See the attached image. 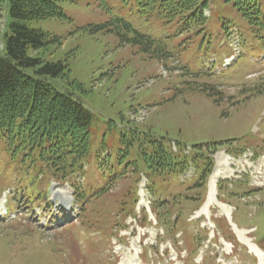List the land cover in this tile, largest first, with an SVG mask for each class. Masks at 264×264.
<instances>
[{
  "label": "rangeland",
  "instance_id": "1",
  "mask_svg": "<svg viewBox=\"0 0 264 264\" xmlns=\"http://www.w3.org/2000/svg\"><path fill=\"white\" fill-rule=\"evenodd\" d=\"M207 1L204 15H209L204 23L186 30L177 20L168 24L142 21L134 14L136 6L132 0L126 4L122 0H59L57 5L62 16L30 20L27 24L42 30L50 39L58 38L47 43L40 55L47 61L67 63V76L73 83L69 89L96 119V143L103 136L118 138L121 133L129 134L131 127L140 131L139 136L148 134V139L170 140L187 146L219 143L203 150L214 161L212 172L218 169L220 173L210 205L200 211L207 198L210 178L204 191L202 188L185 189L197 178L192 168L181 177H171L174 183L170 186L160 184L153 196L147 186L150 177L154 179L153 175L139 168L131 172L129 168L121 176L126 178L118 180L107 194L90 200L87 209L95 206L94 212L85 211L84 218L80 219L78 208L74 206V210L64 214L65 218H73L74 224L61 230L58 225L65 219L60 210L66 207L57 206L47 197L51 203L49 206L45 203V208L56 212L50 220L46 215H36L38 209L36 205L33 209L30 203L28 208L32 211L27 217L24 214L27 207L19 203L17 210L6 219L10 221L17 216L18 220L25 218L27 223L13 228L5 219L0 220L3 222L0 223V264H70L68 256L71 264H143L140 261L144 255L142 248L151 245L154 250L148 254L154 258L148 259L147 264H208L202 259L208 254L213 264H264V258L249 250L238 237L244 236L249 243L264 250V90L257 92L250 88L264 83V63L258 62L264 54V38L255 37L231 1ZM258 2L264 12V0ZM113 16L125 18L143 33L165 38L172 57L164 61L149 59L134 44L121 41L115 23L100 29L95 27L109 22ZM4 22L5 14L0 12V34ZM233 36L241 40V55L229 68L221 69L223 58L236 48L237 39L233 41L234 48L231 46ZM201 84L216 85L220 93L209 96L200 90ZM225 140L228 142L224 143ZM170 146L174 151L176 145L171 142ZM227 146L244 149L238 151L239 154H228ZM185 149L187 156L192 155L189 148ZM111 152H104L101 160L108 153L112 155ZM202 159L198 158L197 162ZM102 163L106 166L105 161ZM92 167H98L97 162L84 166L88 190L99 183L94 179ZM79 179L83 182L82 176ZM56 192L71 194L66 184L57 182L51 184L49 195ZM4 193L0 196V208L5 201ZM178 194L200 196V201L183 209L186 224H189L186 237L205 228L209 231L205 240L209 241L213 235L217 239L205 243L204 249L193 259L188 258L185 237H179L181 231L174 240L172 236L165 237L162 228L147 224L156 221L149 208L153 198L171 200ZM131 205L136 214L130 212L123 227L111 225L108 218L116 214L113 220L118 223ZM143 213L147 214V222ZM175 215L173 213L171 218ZM90 218L104 236L110 231L106 226L109 225L124 242L113 237L103 243L106 245L101 243L102 247L90 249L91 243L85 242L89 235L82 236L84 228L81 226L82 221ZM214 219L219 220L218 229ZM44 222L50 227L37 226ZM26 233L28 236L24 238ZM227 234H231L239 246L233 241L230 243V238L225 237ZM90 236L100 242L98 233ZM243 245L245 251L241 250Z\"/></svg>",
  "mask_w": 264,
  "mask_h": 264
},
{
  "label": "trees",
  "instance_id": "2",
  "mask_svg": "<svg viewBox=\"0 0 264 264\" xmlns=\"http://www.w3.org/2000/svg\"><path fill=\"white\" fill-rule=\"evenodd\" d=\"M57 1L59 0H0V12L7 17L4 30L0 34V194L10 185L22 189L27 181L35 178L39 184L45 185L47 179L53 177L70 183L77 202L82 210L86 211L89 200L85 196L87 185L77 180L78 174L83 175L85 164L97 162L100 168L102 161L106 162L112 177L109 186L94 199L107 194L118 180H124L126 177L121 176H124L129 168L131 172H136L139 168L145 170L147 175H153L154 179L150 177L148 182L149 191L153 196L160 184L168 183L170 186L174 183L171 177L181 175L192 166L200 171L199 179L192 189L202 188L204 191L213 161L203 150L218 145L217 142L194 145L191 147L192 155L187 156L184 153L186 144L175 142L176 151H173L170 140L163 141L151 137L148 139L149 135L146 133L139 136L140 131L135 127L129 128V134L121 133L118 138L103 136L102 140L95 142L96 119L69 89L68 86L73 83L67 76V63L61 60L47 61L40 55L47 43L58 38L50 39L42 30L27 24L30 20L62 16L63 12ZM128 1L122 0L125 4ZM226 1H231L246 19L255 37L264 33V12L258 0ZM132 2L136 6L134 14L142 21L149 24L154 20L168 24L177 20L183 23V30L203 24L206 18L204 11L208 9L207 0ZM113 23L118 28L117 35L121 41L134 44L149 59L164 61L171 57L165 38L145 34L123 17L113 16L109 22L95 27L100 29ZM254 89L261 92L264 90V84ZM200 90L209 96L220 93L210 85L202 84ZM226 149L230 154H239L238 151L244 148L227 146ZM104 152H111L112 155L108 153L106 158L101 160ZM197 157L203 159L197 162ZM98 167H92L93 171L97 169L96 172H99ZM11 176L14 179L11 180ZM96 178L102 180L103 177L98 174ZM199 198L200 196L179 194L171 200L153 198L151 211L155 214L156 226L163 229L165 237L173 236L179 230H186L189 224H186L187 215L183 209L200 201ZM17 206V199L10 197L9 210L16 209ZM94 209L92 208V211ZM134 211L131 205L124 210L125 215L118 223L113 220L116 214L108 220L111 225H120V222ZM173 213L176 215L172 219ZM143 218L147 222V216ZM147 224L151 225V222L148 221ZM91 225L96 226L94 220ZM106 226L110 230L106 235L107 239L117 236L110 229L111 226ZM23 235L24 238L28 236L27 233ZM227 237L233 239L231 234H227ZM196 247L192 253L196 252ZM190 248L192 250V244Z\"/></svg>",
  "mask_w": 264,
  "mask_h": 264
},
{
  "label": "bare ground",
  "instance_id": "3",
  "mask_svg": "<svg viewBox=\"0 0 264 264\" xmlns=\"http://www.w3.org/2000/svg\"><path fill=\"white\" fill-rule=\"evenodd\" d=\"M219 175H220V173H219L218 169H216V170H214L212 172V175L210 176V179H209V182H208L207 198H206V200L204 202V205H203V207L201 208L200 211H202V209L204 207H208L210 205V202H211V199H212V194L215 192V184H216V181H217ZM212 201H213V199H212ZM238 237L240 238L239 240L241 242H243L244 244H246L248 246L249 250L254 251V253L258 254L260 258H264V254L261 251H259V249H257L256 246H254L252 243H249L246 239H244L243 238L244 236L242 237L241 235H238Z\"/></svg>",
  "mask_w": 264,
  "mask_h": 264
},
{
  "label": "clouds",
  "instance_id": "4",
  "mask_svg": "<svg viewBox=\"0 0 264 264\" xmlns=\"http://www.w3.org/2000/svg\"><path fill=\"white\" fill-rule=\"evenodd\" d=\"M53 187H55V185H53ZM50 199H51V202L56 204L57 206L63 205L64 207H68L70 206L72 196L70 193L68 195L61 194L60 198L53 196Z\"/></svg>",
  "mask_w": 264,
  "mask_h": 264
}]
</instances>
